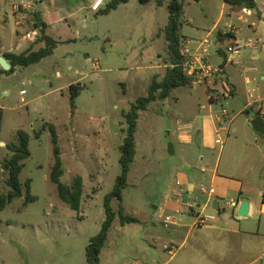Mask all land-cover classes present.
Listing matches in <instances>:
<instances>
[{
	"label": "rangeland",
	"instance_id": "obj_1",
	"mask_svg": "<svg viewBox=\"0 0 264 264\" xmlns=\"http://www.w3.org/2000/svg\"><path fill=\"white\" fill-rule=\"evenodd\" d=\"M95 1L0 0L3 53L22 51L25 41L29 45L22 52L44 47L35 14H53L56 8L62 16H72L50 29L49 34L74 39L61 44L53 56L39 64L0 75V167L12 156L7 145L18 143L17 132L24 130L31 136V157L22 162L19 176L23 196L0 210V264H88L86 248L105 220L104 198L121 174L119 159L127 127L122 112L128 111L137 98L148 95L154 77L161 81L165 76L166 68L154 67L169 63L164 28L170 0L162 6L129 0L109 14L100 11L112 0H105L97 10L92 8ZM180 2L184 7L182 35L208 32L218 20L217 31L227 29L225 0ZM236 23L247 26L244 21ZM27 35L30 38L24 39ZM155 72L159 73L153 75ZM72 83L82 87L75 106L71 105L69 92ZM174 111L168 103L151 105L140 112L138 152L130 185L124 191L125 214L151 220L152 206L160 204L165 190L176 182V168L181 166L182 158L168 152L169 141L163 132ZM154 114H163L156 123L151 120ZM49 124L56 126L64 162L61 181L71 186L77 177L83 180L78 212L60 199L50 179L55 162ZM8 179L9 173L3 169L0 194L9 192ZM28 180L31 194L37 199L26 204ZM191 201L199 202L195 197ZM113 206L118 211L120 204L114 201ZM220 212L211 214L220 226L224 215H229L233 226L244 219L233 216L228 209ZM166 216L175 217L180 225L192 223L191 218L181 220L180 213L168 211L154 216L158 229L175 228L164 226ZM260 218L264 220V214L248 218L245 223L257 229ZM145 229L136 223L122 225L117 215L99 257L100 264H262L257 258L264 249V238L242 239L236 244L228 234H222L220 242L210 237L206 247L193 232L182 245L186 228L183 237L169 249H164L160 240L157 250H151Z\"/></svg>",
	"mask_w": 264,
	"mask_h": 264
},
{
	"label": "crops",
	"instance_id": "obj_2",
	"mask_svg": "<svg viewBox=\"0 0 264 264\" xmlns=\"http://www.w3.org/2000/svg\"><path fill=\"white\" fill-rule=\"evenodd\" d=\"M261 2L262 0H256L257 6L252 15L245 16L242 13V8L245 6H226L225 1L223 8L225 10L228 8V22L225 24L227 29L217 31L220 23L218 20V24L216 23L208 32L188 37L183 35L185 39L182 53L185 62L194 63L196 66L195 75L191 77L192 83L187 88L175 89L166 100H158L151 104L157 106V104L170 103L173 106L175 110V113H172L173 119L163 132L169 141L167 142L168 152L179 154L182 158L181 166L176 168V182L165 190L160 204L152 206L151 220L137 217L140 223L136 224L148 228L145 231L147 230L148 233V245L151 250H157L160 240L163 241V248L169 249L183 237L186 228L189 229L182 245L186 244L193 232L199 237L201 245L206 247L209 246L207 241L210 237L220 242L224 237L222 234H228L232 239L231 242L236 244H239L242 239L264 238L262 218L258 220L257 229L249 228L245 223L246 220L255 218L257 214H264L262 201L264 198V136L257 133L251 125V121L257 117L256 113L261 109L262 101H264V9L260 7ZM71 16L72 14L62 16L57 8L53 14L46 12L42 15L48 24L46 33L59 42L50 56L55 54L61 44H68L74 40L70 37L63 38L49 34L50 29L59 27L63 20H68ZM236 21H244L247 26L245 28L238 26ZM248 39H253L255 45L248 46L246 44ZM206 40L212 44L208 45ZM25 42L21 44L22 51L29 45L27 41ZM42 43L45 44V42ZM235 43L245 45L238 65L230 62L227 52V47ZM22 51L9 50L8 52L21 53ZM2 53L0 50V56ZM201 61L211 65L214 70L211 75L202 70ZM160 68H167V65L154 67V69ZM158 73L155 72L153 75ZM162 115L154 114L151 120L154 119L156 123ZM218 138L223 140V144L218 142ZM202 184L214 188L215 194L209 196L203 193L200 189ZM191 197L199 200L200 205L204 206L203 212L208 215L228 209L233 216H239L237 212L244 201L249 203V212L247 216L240 217L244 218L243 221L236 222L235 226L230 223L229 215H224L219 222L222 226L215 224L217 222L215 217L211 225L195 227L196 214L185 210L182 205L186 198L189 200ZM215 200L219 204L218 212L212 209ZM230 200L237 202L233 210L225 205V202ZM168 211L180 213L181 220L191 218L192 223L176 224L173 225L174 229H158L154 216L157 214L162 216ZM257 259H261L264 264V249L258 254Z\"/></svg>",
	"mask_w": 264,
	"mask_h": 264
},
{
	"label": "trees",
	"instance_id": "obj_3",
	"mask_svg": "<svg viewBox=\"0 0 264 264\" xmlns=\"http://www.w3.org/2000/svg\"><path fill=\"white\" fill-rule=\"evenodd\" d=\"M226 3L233 6H245L249 8H256V0H225ZM129 0H112L104 10L100 12L102 14H109L112 10H116L121 4L128 3ZM142 4L155 2L158 6L164 5L165 0H139ZM169 12L168 23L164 28V37L167 42V49L169 55V63L166 64V73L164 78L159 81L157 77H154L152 84L149 88L148 95L141 96L131 104L128 111H124L123 116L126 120V135L121 146V156L119 163L121 166V174L117 177L113 190L108 193L104 198V211L105 220L102 223L101 229L96 236L92 237L86 248V257L88 264H100V255L108 240L111 228L114 221L119 215L122 225L140 223V220L135 217L124 213V191L129 186L130 173L137 155V142L136 133L138 130V122L140 118V112L146 111L148 107L158 101L166 100L172 94V92L181 87L191 85L192 78L187 75L185 68V57L182 53L183 40L185 37L182 35L181 30L183 28V14L184 7L180 0H170L167 6ZM37 28L41 33V41L45 42V47L36 51H27L21 53L5 52L3 57L11 64V69L5 71L0 68V75L3 73H14L18 68L26 69L31 65L41 62L44 58L53 54L55 48L59 42L49 36L46 33L48 24L44 21L41 12L35 14ZM81 84H72L69 88L71 105L75 106L76 99L82 92ZM1 108H0V135H1ZM256 116L264 119V101H262V107L257 111ZM49 130L51 132L53 143V156L54 166L51 172V182L57 186L58 195L60 199L65 202L72 210L79 211L81 208V200L83 196V180L81 177H77L71 186L64 184L61 178L64 174V162L61 156V148L59 145L58 134L56 126L49 124ZM43 132V130H42ZM39 136V135H38ZM18 143H11L7 145V148L11 151L12 156L7 160L3 167H0V186L2 184V170L5 169L9 173L8 185L10 190L8 193L0 194V210H3L11 204L16 198L23 196V185L20 181V173L23 168L22 162L31 157L29 150V142L31 136L24 130L17 132ZM27 189L26 204L33 202L37 199L36 196L31 194V181L25 182ZM117 201L120 206L115 210L113 203ZM264 203V198H263Z\"/></svg>",
	"mask_w": 264,
	"mask_h": 264
},
{
	"label": "built area",
	"instance_id": "obj_4",
	"mask_svg": "<svg viewBox=\"0 0 264 264\" xmlns=\"http://www.w3.org/2000/svg\"><path fill=\"white\" fill-rule=\"evenodd\" d=\"M104 1L105 0H97L96 1L97 3H96V5L94 4L93 9L97 10L98 9L97 7L99 5H101ZM260 7H261V9H264V0H262ZM253 11H254V8H249V7L242 8V13L245 16L252 15ZM240 18L245 19L244 17L243 18L240 17ZM28 38H30V35H27L24 37V39H28ZM35 38H37V33H35ZM205 42L208 45L212 44V42L207 41V40ZM246 44L248 46H254L255 41L253 39H248ZM244 47H245V45L244 46L243 45H237L236 43H235V45H229L227 47V52L229 53V56H230L229 60L231 63H233L235 65L240 64L239 57H240L241 52H242ZM201 63L203 64L202 70L205 71V73H207L208 75H211L214 72L211 65L210 66L206 65L202 61H201ZM185 68H186L188 76L193 77L195 75L196 66L194 63H192V64L185 63ZM23 93H25V91H23ZM218 140H219L218 142L220 144H223L222 139L218 138ZM200 189L203 193H207L209 196H213L215 194V189L212 187H208L207 185H204V184L200 185ZM182 205H183L185 210H189L190 212H194L196 214V221H195V225H194L195 227L208 226V225H211L215 221V216L208 215V213L205 214L203 212L204 206L202 207L198 201L194 202V201H191V199H189L188 202H186V203L184 202ZM225 205L227 208L233 210L237 206V202L234 200H230V201H226ZM176 224H177V221H176L175 217H173V216H166L165 217V219H164V225L165 226L176 225Z\"/></svg>",
	"mask_w": 264,
	"mask_h": 264
},
{
	"label": "water",
	"instance_id": "obj_5",
	"mask_svg": "<svg viewBox=\"0 0 264 264\" xmlns=\"http://www.w3.org/2000/svg\"><path fill=\"white\" fill-rule=\"evenodd\" d=\"M0 67L5 71H9L11 69V64L3 56H0ZM251 125L257 133L264 136V119L262 117L258 116L254 118L251 121ZM0 145H3V143L0 142ZM212 209L215 210L216 212L220 211L217 200L214 201ZM248 212H249V203L248 201H244L240 205L239 211L237 213L239 214L240 217H245L247 216Z\"/></svg>",
	"mask_w": 264,
	"mask_h": 264
}]
</instances>
